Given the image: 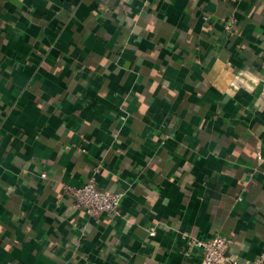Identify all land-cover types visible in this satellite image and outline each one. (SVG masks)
<instances>
[{
    "label": "crops",
    "instance_id": "obj_1",
    "mask_svg": "<svg viewBox=\"0 0 264 264\" xmlns=\"http://www.w3.org/2000/svg\"><path fill=\"white\" fill-rule=\"evenodd\" d=\"M67 1L0 0V264L263 253L264 0ZM91 176L118 214L73 206Z\"/></svg>",
    "mask_w": 264,
    "mask_h": 264
},
{
    "label": "built area",
    "instance_id": "obj_2",
    "mask_svg": "<svg viewBox=\"0 0 264 264\" xmlns=\"http://www.w3.org/2000/svg\"><path fill=\"white\" fill-rule=\"evenodd\" d=\"M234 23V19L229 17L224 23V29L229 31ZM257 158L262 159L260 152ZM99 167L94 168V172H98ZM41 176H45L42 173ZM65 189L70 193L73 206L82 208L88 217H96L102 213L116 215L121 208L123 194L103 190L95 186V177L91 176L85 183L78 186H66ZM155 227L148 229V235L154 236ZM181 237L186 240L188 250L192 248H200L202 250L201 264H263L264 252L254 259H244L241 261L238 255L229 254L227 252L230 238L226 235L215 233L208 238H197L185 233Z\"/></svg>",
    "mask_w": 264,
    "mask_h": 264
},
{
    "label": "trees",
    "instance_id": "obj_3",
    "mask_svg": "<svg viewBox=\"0 0 264 264\" xmlns=\"http://www.w3.org/2000/svg\"><path fill=\"white\" fill-rule=\"evenodd\" d=\"M63 2H65V4L70 5V2H68L67 0H62Z\"/></svg>",
    "mask_w": 264,
    "mask_h": 264
}]
</instances>
